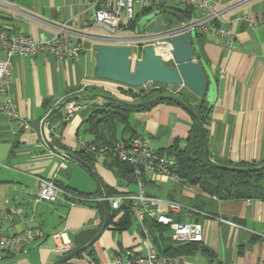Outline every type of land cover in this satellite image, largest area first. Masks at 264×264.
<instances>
[{"label":"crops","instance_id":"1","mask_svg":"<svg viewBox=\"0 0 264 264\" xmlns=\"http://www.w3.org/2000/svg\"><path fill=\"white\" fill-rule=\"evenodd\" d=\"M210 1L219 9L241 0ZM0 2V22L11 31L39 40L42 36L51 37L58 26L69 21L68 31L62 35L81 42L85 48L77 60L57 59L48 53L13 57V96L27 124L20 129L17 121L0 114V217L11 214L2 224L11 232L38 227L44 233L27 245L26 253L5 254L0 264H54L65 255L57 249L58 245L68 243L71 250L80 231L97 233L103 220L98 206L103 201L96 199L103 196L101 186L82 165L63 153L75 150L79 139L86 143L93 141L94 136L85 130L87 109L91 103L100 104L103 99L92 95L125 93L129 87L94 75L92 45L101 42L77 35L91 14L86 0ZM240 14L255 17L258 25L250 28L245 22L228 24L236 31L234 48L228 49L223 41L205 37L197 42L214 80L205 125L210 157L219 164L253 167L264 164V0L242 1L224 13L223 19L227 21ZM87 31L91 35L103 33L93 26ZM74 96L79 98L65 103L44 122L57 104ZM127 120L129 130L118 124L116 139L139 136L158 152L175 143L184 147L193 125L192 117L180 105L164 101L129 112ZM112 159L109 155H96L91 163L108 197L109 191L136 192L127 188L130 184L140 190L135 180L129 182L116 175ZM38 176L53 178L59 186L94 200L83 203L61 194L54 203L36 202ZM142 190L176 200L190 209L195 199L202 197L201 210H193L198 212L203 240L195 250L182 254L186 264H264V198L217 199L204 194L196 185L154 174L142 178ZM114 210L109 205V212ZM187 214L184 212L183 216ZM119 215L118 211L111 222L107 220L106 227L91 244L96 261L83 254L72 257L66 264H115L114 257L124 259L126 249L143 253L146 247L137 221L133 217L135 224L115 228L113 222ZM148 228L152 229L149 225ZM152 233L156 248L157 233ZM163 236L167 237L165 227Z\"/></svg>","mask_w":264,"mask_h":264},{"label":"built area","instance_id":"2","mask_svg":"<svg viewBox=\"0 0 264 264\" xmlns=\"http://www.w3.org/2000/svg\"><path fill=\"white\" fill-rule=\"evenodd\" d=\"M241 0L231 5L222 6L219 9L214 7L210 0H86L91 14L84 22L83 30L77 35L81 37H91L107 45H127L132 49V59L142 56L145 47H152L155 51L159 44L166 45L162 50L163 60L172 61V45L169 39L172 35L191 32L202 34L212 41H223L228 49L234 48L236 31L228 24L232 22H245L250 28H255L258 21L255 17L247 14H240L233 19L224 20L223 14L240 4ZM1 4V2H0ZM176 5L193 9L195 15L190 19H184L179 24L170 26L156 33H147L140 29L136 23L132 36L122 35L125 30H132L131 23L136 19L140 10L144 8L158 6ZM69 21L58 26L57 32L51 37L42 36L39 40H34L30 36L13 32L0 22V114L9 120H15L18 128L26 126V119L22 117L17 109L14 100V84L12 81L11 60L13 57L30 56L38 57L44 53L53 55L57 59L65 57L77 60L85 50L83 44L72 38L62 35L68 28ZM89 26L103 30L100 35L88 33ZM68 31V30H67ZM141 50V56L138 51ZM156 52V51H155ZM157 53V52H156ZM156 85L153 88H157ZM112 96L133 101V96L122 92H111ZM176 94V92H172ZM75 150H83L86 153L96 155H109L117 161L128 164L132 167L133 177L140 186L138 192L121 191L108 198L112 209H119L123 203H128L133 212L142 234L145 251L138 253L134 249H126L123 253L125 258L114 257L115 264H186L181 254L160 253L154 247L151 240V232L148 222H156L165 227L166 235L173 244L200 243L203 240L202 225L194 220H180L179 216L184 215L186 210H193L185 207L182 203L163 199L151 195L142 190V178L148 174L162 175L175 181H181L175 173L176 158L158 152L143 138L139 136H129L116 139L112 143L90 142L86 143L79 139ZM38 189L34 201H48L54 203L62 194L72 200L87 203L94 200L93 197L84 194L73 193L59 186L53 178L36 177ZM104 201V197L96 198ZM165 210H160L161 207ZM194 211V210H193ZM11 214L6 213L0 217V259L5 254L26 253L27 245L33 240L44 236L43 231L38 227L26 228L18 232H11L6 229L2 221L10 218ZM229 224L232 222L228 221ZM58 237L59 234H54ZM58 250L66 252L69 250L68 243H61Z\"/></svg>","mask_w":264,"mask_h":264},{"label":"trees","instance_id":"3","mask_svg":"<svg viewBox=\"0 0 264 264\" xmlns=\"http://www.w3.org/2000/svg\"><path fill=\"white\" fill-rule=\"evenodd\" d=\"M153 11H158L159 15L164 19L163 14L166 16V21L170 26L179 24L184 19H190L195 15L193 9L188 7H179L176 5H165L158 6L155 9L153 7L144 8L140 10L138 16L131 23L130 28L136 26V23L140 16L149 14ZM197 39L204 37L200 33H196ZM157 88H154L144 94L135 93L133 89H128L125 93H130L133 96V101H143L150 99L159 94H168L163 90L164 84H159ZM176 95L185 102L189 107L192 108L194 113L198 117V121L203 126L205 132V125L208 123L211 104L206 98H199L191 93L188 89L183 88ZM176 103L173 100H161L159 102ZM154 103V104H156ZM151 105L139 106V107H128L110 100H103L100 104L91 103L87 109L88 114L85 119V130L90 132L94 139L92 142H105L112 143L116 140L115 128L118 124L124 126V130H129V124L127 120V114L133 110H143ZM177 104V103H176ZM193 125L191 130L188 132L186 138V144L180 148L177 143L173 144L168 148L160 149L159 152L167 153L168 155L173 154L176 158L175 173L180 177L181 181L190 185H196L200 190L210 196L217 199H235V198H264V169L255 171H239L221 168L214 163L206 159L204 155V148L200 129L197 122L192 118ZM70 153L78 156L80 159L91 164L95 156L90 153H86L83 150H72ZM113 158V157H112ZM114 162L115 173L119 178L126 181H133L132 167L128 164L117 161L115 158L112 159ZM217 163V162H216ZM228 165V164H223ZM233 167H242L239 165H228ZM109 196L113 195L114 192L109 191ZM88 203V202H87ZM203 205L202 197H198L191 204V208L201 210ZM98 206L103 215V202H99ZM120 212V215L116 221L113 222L115 228L123 229L126 228L133 220L132 208L128 203H123L119 209L110 211L108 215V222L112 221V218L116 212ZM188 213L187 217L183 215L179 216L178 219L194 220L198 221V212L186 210ZM151 230L157 233L155 241H159L156 249L160 253L165 254H184L190 253L196 249L199 243H184L173 245L171 240L163 236L164 227L160 224L152 221L148 222ZM94 230H82L76 235L74 246L71 250L76 249L86 244L94 235ZM66 251L63 254H67ZM86 254L90 257V261H96L93 256L91 245L83 252L76 256H82ZM62 264H66L62 263Z\"/></svg>","mask_w":264,"mask_h":264},{"label":"water","instance_id":"4","mask_svg":"<svg viewBox=\"0 0 264 264\" xmlns=\"http://www.w3.org/2000/svg\"><path fill=\"white\" fill-rule=\"evenodd\" d=\"M140 29H144L147 33H156L167 28V24L162 22V17L158 11H153L148 15H143L138 25ZM172 45V61L171 64L164 62L162 56L154 51L152 47H145L142 50V56L132 59V49L127 45H107L95 43L92 49L95 51L94 75L100 79H106L119 83L131 88H138L145 85L147 82H154L164 85H178L188 89L191 93L199 98H206L210 103L214 82L211 72L202 59L196 33L182 32L172 35L169 39ZM93 97H99L103 100H110L118 104L128 107H139L154 104L161 100H173L180 105L198 124L200 129L204 155L206 159L215 165L231 170L255 171L264 169V164L253 167H233L214 162L209 154L206 135L203 126L198 121L197 115L191 107L183 102L176 94H159L150 99L143 101H127L117 96L108 94H94ZM77 96L64 99L57 104L44 118L51 117L60 107ZM211 104V103H210ZM51 146V144H49ZM63 156H67L80 165H82L99 183L103 192V220L97 233L84 245L73 249L63 255L54 264H62L77 254L87 249L101 234L106 227L109 215L108 195L104 183L93 166L78 156L64 152Z\"/></svg>","mask_w":264,"mask_h":264},{"label":"rangeland","instance_id":"5","mask_svg":"<svg viewBox=\"0 0 264 264\" xmlns=\"http://www.w3.org/2000/svg\"><path fill=\"white\" fill-rule=\"evenodd\" d=\"M15 1V3H17L18 2V0H14ZM22 1V0H21ZM34 2V3H38L39 4V2L41 1V0H24V3H27V2ZM150 14V13H149ZM146 15H148V14H146ZM163 16H164V19L163 20H166V16H168V15H164L163 14ZM141 19H142V15L140 16V18L138 19V21H137V25H139V23H140V21H141ZM1 20V19H0ZM132 30H125V31H123V33H121L122 35H125V36H132L134 33H133V31L135 30V26H133L132 28H131ZM194 32V31H193ZM138 56H141V50H139L138 51ZM164 62H166L167 64H171V61L170 60H164ZM155 85H156V83H154V82H147L145 85H143V86H141V87H138V88H134L133 89V92H135V93H140L141 92V94H144L145 92H148V91H150V90H152L153 89V87H155ZM125 87H127V86H125ZM183 88H185V87H183V86H178V85H164V87H163V90L165 91V93H168V94H172V92H177V93H179L181 90H183ZM127 89V88H126ZM129 89V88H128ZM128 95H131L130 93H127ZM171 183V182H170ZM169 183V184H170ZM178 187V190H180V185H178L177 186ZM127 188L129 189V190H133V191H136V192H138L139 190H138V188H137V186L136 185H134V184H130V185H127ZM132 224H135V221L134 220H132Z\"/></svg>","mask_w":264,"mask_h":264},{"label":"bare ground","instance_id":"6","mask_svg":"<svg viewBox=\"0 0 264 264\" xmlns=\"http://www.w3.org/2000/svg\"><path fill=\"white\" fill-rule=\"evenodd\" d=\"M166 48V45H162V44H159L157 47H156V49H155V51L159 54H161V55H164L163 53H162V50L163 49H165Z\"/></svg>","mask_w":264,"mask_h":264},{"label":"flooded vegetation","instance_id":"7","mask_svg":"<svg viewBox=\"0 0 264 264\" xmlns=\"http://www.w3.org/2000/svg\"><path fill=\"white\" fill-rule=\"evenodd\" d=\"M156 86V85H155ZM154 89V88H153ZM177 93V92H176Z\"/></svg>","mask_w":264,"mask_h":264}]
</instances>
